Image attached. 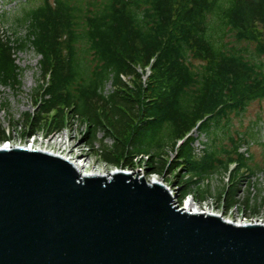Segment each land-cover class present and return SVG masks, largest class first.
<instances>
[{
  "label": "trees",
  "instance_id": "16d2710c",
  "mask_svg": "<svg viewBox=\"0 0 264 264\" xmlns=\"http://www.w3.org/2000/svg\"><path fill=\"white\" fill-rule=\"evenodd\" d=\"M25 1L17 22L26 37H0V86L20 85L13 52L26 47L40 57L41 78L48 75L33 91L23 138L60 132L80 118L82 140L100 143L103 160L132 170L147 156L144 171L171 176L179 201L193 191L204 199L209 178L228 173L227 185L214 190L224 211L238 203L244 179L257 169L264 175V165L238 152L255 133L216 144L232 117L264 101V0ZM148 66L143 84L138 68ZM98 129L114 142L104 144ZM193 132L207 138L198 158Z\"/></svg>",
  "mask_w": 264,
  "mask_h": 264
},
{
  "label": "water",
  "instance_id": "95a60500",
  "mask_svg": "<svg viewBox=\"0 0 264 264\" xmlns=\"http://www.w3.org/2000/svg\"><path fill=\"white\" fill-rule=\"evenodd\" d=\"M0 264H264V226L186 212L123 171L80 177L62 158L3 148Z\"/></svg>",
  "mask_w": 264,
  "mask_h": 264
},
{
  "label": "rangeland",
  "instance_id": "374dc122",
  "mask_svg": "<svg viewBox=\"0 0 264 264\" xmlns=\"http://www.w3.org/2000/svg\"><path fill=\"white\" fill-rule=\"evenodd\" d=\"M25 5V0H0V34L3 37L8 36L12 40L16 38L24 39L26 37L25 27L19 26L17 22L23 15L22 12ZM14 59L19 69L20 85L17 87L10 85L0 86V130H4L7 133L6 137L9 143L13 145H27L31 144V139L23 138L21 134L24 129L25 114H31L33 112V91L42 81L41 69L38 63L40 57L34 54L31 48L26 47L24 50L15 51ZM109 88L110 86L108 84L106 89ZM86 131V123L81 121L80 118L75 117L70 120L69 124L64 127L62 132L60 131L52 136L48 143L39 144L38 141L33 140L35 141L33 147L50 152H61L71 158H85L84 160L94 169H106V171L120 169L102 159L99 150L100 143H96L91 147L82 140V136L86 134ZM246 132L247 134L255 133V141L250 140L247 135L250 141L242 142L239 150L243 152L242 149L245 148L246 152H244V154L248 153V155H252L254 157V163L258 165L259 168H262L264 165V101H256L250 104L243 117H232L228 128H224L217 132L218 139L216 144L219 145L221 143L230 146L229 140L227 139L228 136L236 139L237 134H246ZM42 133L43 132L40 131L37 135H41ZM97 135L104 144L111 145L114 142V139L102 129H98ZM192 137L198 139V142L194 144L196 150H202L203 144L207 143V138L205 136L198 137L196 132H193ZM2 143L3 141H0V145ZM245 143L249 144L246 145ZM91 148L94 149L91 150ZM74 155H77V157ZM250 165L253 166V163L251 162ZM102 166H104L105 169H101ZM134 170L135 169H129L128 171L133 172ZM143 176L146 181H151L152 178L155 179L154 175L149 172L144 171ZM222 177L224 178V175L216 174L209 178L208 181L211 188L204 199H196L194 191L191 192L187 198L196 202L204 211L220 214L223 219L229 221L238 222V220H241L249 223H251V221L264 222L263 173L257 169L251 178L247 180L244 179L245 181L239 186L240 191L237 195L238 203L225 211L221 209L220 203L216 204V191H214L223 187L225 181ZM159 179L168 189H174V191L172 190L175 194L174 202L178 201L179 205L183 206V202L186 198L179 201V191L175 183H172V177L163 176L162 180L160 176ZM205 184L206 181L204 182V185ZM247 197L251 198L252 202L250 203L256 204V210L253 209L254 205H252L250 209L246 207Z\"/></svg>",
  "mask_w": 264,
  "mask_h": 264
},
{
  "label": "bare ground",
  "instance_id": "6f19581e",
  "mask_svg": "<svg viewBox=\"0 0 264 264\" xmlns=\"http://www.w3.org/2000/svg\"><path fill=\"white\" fill-rule=\"evenodd\" d=\"M35 143V141H32L31 144H27V145H13L11 143H9L7 141L2 143L0 145V149L6 148V149H14V148H24V149H28V150H36V148L33 147V144ZM6 144V145H5ZM41 148H38V150ZM42 151H47L44 149H41ZM50 151H48L47 153H49ZM52 155H55L54 153H49ZM58 155V154H57ZM67 157V156H66ZM70 159V163L74 166V168L76 169V171L78 172V174L80 175V177H87V176H93V175H98V176H109L110 172H107L106 170H98V169H94L91 168L90 164L88 162H86L85 160H81L79 158H71ZM149 182H158L157 180L153 179ZM172 201L174 200V198H171ZM181 209L186 210V212H191V213H202V214H210V215H214L212 212H208V211H204L202 208H200L197 203L193 202L191 199H187L183 206L181 207ZM227 222H230L232 224L235 225H245V224H256V225H262L264 226V222L263 221H251V223L249 222H245V221H241L238 220V222H233V221H229L226 220Z\"/></svg>",
  "mask_w": 264,
  "mask_h": 264
},
{
  "label": "built area",
  "instance_id": "2783aa9c",
  "mask_svg": "<svg viewBox=\"0 0 264 264\" xmlns=\"http://www.w3.org/2000/svg\"><path fill=\"white\" fill-rule=\"evenodd\" d=\"M48 140H49V139H48ZM101 169H105V168H104V166H102V168H101ZM105 170H106V169H105ZM174 201H175V199H174Z\"/></svg>",
  "mask_w": 264,
  "mask_h": 264
}]
</instances>
